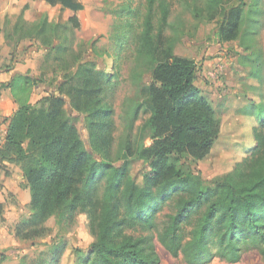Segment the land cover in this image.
<instances>
[{"label":"trees","instance_id":"trees-1","mask_svg":"<svg viewBox=\"0 0 264 264\" xmlns=\"http://www.w3.org/2000/svg\"><path fill=\"white\" fill-rule=\"evenodd\" d=\"M252 1L244 10L241 0L229 8L226 0H195L201 5L195 14H204L208 21L219 18L218 41L237 42L246 51L245 37L261 15L258 0ZM121 7L128 22L113 41L119 52L129 51L150 72L141 94L149 112L145 125L151 144L136 149L126 142L119 165L111 157L113 112L105 102L116 72L82 62L74 52L78 18L61 24L44 15L29 23L20 14L4 30L12 56L20 42L36 41L45 51L44 61L52 57L62 73L57 93L44 88L48 95L35 104L30 100L44 83L40 76L17 73L0 86L9 89L17 105L0 159L21 167L30 197L29 215L15 228V236L33 247L49 218L70 228L84 216L91 243L74 264H159L155 240L186 264L214 259L234 264L249 251L257 252L264 264V132L259 129L264 120L253 129L254 146L245 148L248 155L211 185L198 173L177 168L170 157L202 161L209 156L220 135V120L194 85V61L175 56V40L164 36L170 5L145 0L142 8L131 10L130 2ZM63 96L82 117L86 140L77 117L67 114ZM134 156L149 166L140 181L129 174L128 159ZM46 246L47 258L18 264H59L66 241Z\"/></svg>","mask_w":264,"mask_h":264},{"label":"rangeland","instance_id":"rangeland-1","mask_svg":"<svg viewBox=\"0 0 264 264\" xmlns=\"http://www.w3.org/2000/svg\"><path fill=\"white\" fill-rule=\"evenodd\" d=\"M165 1L170 5V14L164 36L175 40V56L194 61V85L211 103L221 123L219 138L206 159L196 161L188 156H173L170 157V162L184 172L198 173L207 185H211L215 178L229 172L235 163L248 155L245 148L254 146L253 129L264 120V0L256 3L261 15L245 37L244 42L249 45L246 51L237 42L220 43L216 34L220 19L208 21L204 14L196 16L197 8L201 5L195 0ZM241 1L244 3V10L253 3L252 0ZM80 2L82 6L73 15L60 10L54 17L62 24L70 16H76L79 28L73 32L74 52H78L82 62H89L109 74L116 72L113 85L106 91L105 102L113 112L114 143L111 157L114 164L119 165L122 162L121 147L126 142H130L136 149L151 144L150 131L145 125L149 112L143 105L144 98L141 94V89L150 82V72L140 67V63L131 57L129 51L119 52L120 47L113 41L120 28L128 22L121 6L130 2L131 10L142 8L145 0ZM238 3L239 0H226L225 6L229 8ZM44 55L45 51L36 41L20 43L18 51L13 55L14 60H20V63L28 60L27 64L22 62L19 66L25 73L40 76L44 80L42 85L34 89L31 104L48 95L44 88L57 93V86L61 83L62 73L58 63L52 57L44 61ZM67 59H64V64ZM64 99L67 114L77 117L80 136L86 140L82 117L73 113L68 99ZM259 129L264 132V124ZM128 161L130 176L140 181L142 175L149 170L148 162L137 156ZM28 215L27 207L26 213L22 210L19 214L16 224L7 226L9 247L3 249L5 255L0 258V264H18L23 259L32 263L40 257L47 258L50 247L46 243H57L60 239L66 241L67 251L59 264H74L76 255H83L87 251L91 239L85 232L84 216H79L76 226L70 228L53 217L49 218L44 224V234L32 247L31 243L15 236V228ZM154 242L159 264H186L182 258H172L156 240ZM209 264L229 263L214 259ZM234 264L263 263L257 252L249 251Z\"/></svg>","mask_w":264,"mask_h":264},{"label":"crops","instance_id":"crops-1","mask_svg":"<svg viewBox=\"0 0 264 264\" xmlns=\"http://www.w3.org/2000/svg\"><path fill=\"white\" fill-rule=\"evenodd\" d=\"M80 1L0 0V86L7 84L17 73L25 74L19 66L22 62L28 63L27 59L21 63L20 60H14L15 57L11 55L12 46L4 38L5 28L10 27L20 14L29 23L38 21L44 15L50 22L55 23L57 22V18L54 17L56 12L63 10L65 14L72 13L73 15V12H78L82 6ZM5 18L6 23L4 22ZM19 45L16 51H18ZM16 109L17 105L14 103L9 89L0 87V150L5 145L9 120ZM29 200V191L21 167L7 158L0 159V258L5 255L3 249L9 247L7 226L17 223L22 210H25L26 213Z\"/></svg>","mask_w":264,"mask_h":264}]
</instances>
